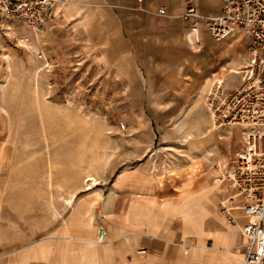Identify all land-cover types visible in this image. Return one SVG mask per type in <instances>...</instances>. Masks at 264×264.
Wrapping results in <instances>:
<instances>
[{
  "label": "rangeland",
  "instance_id": "obj_1",
  "mask_svg": "<svg viewBox=\"0 0 264 264\" xmlns=\"http://www.w3.org/2000/svg\"><path fill=\"white\" fill-rule=\"evenodd\" d=\"M48 2L34 23L0 11L4 244L14 230L30 232L31 244L47 239L66 215L56 198L77 188L96 202L84 243L98 244L107 207L140 225L152 215L149 241L139 232L122 242H149L156 254L147 259L159 262L161 247L166 264H241L237 232H204L219 229L212 214L226 222L220 204L234 190L216 178L245 148L240 128L213 129L206 104L218 84L239 87L249 40L216 46L202 31L192 45L187 26L158 16L155 0Z\"/></svg>",
  "mask_w": 264,
  "mask_h": 264
},
{
  "label": "built area",
  "instance_id": "obj_2",
  "mask_svg": "<svg viewBox=\"0 0 264 264\" xmlns=\"http://www.w3.org/2000/svg\"><path fill=\"white\" fill-rule=\"evenodd\" d=\"M48 5V0H0V11L34 23ZM156 14L162 16L166 11L160 8ZM179 18L188 22L194 45L201 42L202 31L216 46L240 35L249 40L248 62L235 74L241 76L239 87L224 91L218 84L206 107L215 130L241 129L244 151L230 173L216 178L218 184L229 182L234 190V195L220 204L219 213L228 226L237 225L238 211L245 220L239 225L244 240L241 264H264V0H221L215 15L200 14L188 1ZM234 199L239 205L233 204ZM106 238V230L100 227L96 242L101 244Z\"/></svg>",
  "mask_w": 264,
  "mask_h": 264
},
{
  "label": "crops",
  "instance_id": "obj_3",
  "mask_svg": "<svg viewBox=\"0 0 264 264\" xmlns=\"http://www.w3.org/2000/svg\"><path fill=\"white\" fill-rule=\"evenodd\" d=\"M192 1L197 8V11L203 15H215L220 11L221 0H155L150 4H157L158 9H165L167 14H172L173 18H179L185 11L186 3ZM152 6V5H151ZM181 19V18H179ZM182 20V19H181ZM189 26L188 22L182 20L181 27ZM186 27V30L188 31ZM194 45V44H192ZM72 197L70 204L67 203L68 197ZM91 197H78V189L71 190L63 197L56 198L55 203L58 206H63L66 211L65 218L60 224H55L46 232H53L47 239L39 243L31 244L26 242V237L30 236V232H23L17 234L14 230L12 232V239L10 238L6 244L2 241V236L5 232H0V264H166L165 251L160 247L157 255L159 262L147 259L148 256H154L156 253L154 248L144 240L137 239L132 245L122 243L124 238L134 233L142 232L148 234L146 237L154 235L153 221L150 216L151 223L146 225L135 224L133 219H126L124 214L116 212V209H105L109 215L105 216L104 221H101V226L107 229L106 243L90 244L80 241L78 238L84 235L85 232H94L93 220L89 226L85 225L88 216L94 214V206ZM142 204H147L139 200ZM47 203V202H46ZM127 205V204H126ZM126 209V208H125ZM88 213L84 215V211ZM125 213V211H124ZM211 214V212H210ZM84 216V218H80ZM210 216V215H209ZM208 217V216H207ZM206 217V218H207ZM214 226L219 229L206 230L204 232H237L240 235L239 227H227L224 218V224L213 216ZM237 217L238 214H237ZM95 218V217H94ZM206 218L203 220L204 224ZM240 218V217H239ZM241 222L245 220L243 218ZM96 220V218L94 219ZM99 221V220H98ZM97 222V221H96ZM104 225H103V223ZM226 224V225H225ZM181 226V225H180ZM180 226L171 232H181ZM99 227V228H100ZM150 232H153L150 234ZM10 235V232H8ZM22 236L23 240L16 241L15 237ZM242 238V237H241ZM243 240V239H242ZM152 241V240H150ZM110 242V243H107ZM244 246V240H243ZM144 251V253H138Z\"/></svg>",
  "mask_w": 264,
  "mask_h": 264
},
{
  "label": "bare ground",
  "instance_id": "obj_4",
  "mask_svg": "<svg viewBox=\"0 0 264 264\" xmlns=\"http://www.w3.org/2000/svg\"><path fill=\"white\" fill-rule=\"evenodd\" d=\"M214 129V128H213ZM215 130V129H214ZM238 210V209H237ZM240 218H242L243 216H241V215H238ZM239 225H240V221H238V223H237V225H236V227H239ZM222 236H226V235H222ZM229 238H227V237H225V241L226 240H228ZM239 261V258H236V259H230V262H234V263H237Z\"/></svg>",
  "mask_w": 264,
  "mask_h": 264
}]
</instances>
